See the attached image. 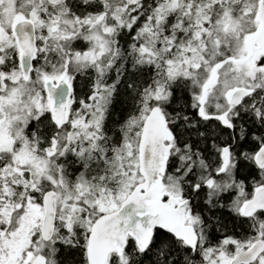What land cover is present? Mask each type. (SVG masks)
<instances>
[{
    "label": "snow or ice",
    "instance_id": "6c2138e0",
    "mask_svg": "<svg viewBox=\"0 0 264 264\" xmlns=\"http://www.w3.org/2000/svg\"><path fill=\"white\" fill-rule=\"evenodd\" d=\"M0 264H264V0H0Z\"/></svg>",
    "mask_w": 264,
    "mask_h": 264
}]
</instances>
